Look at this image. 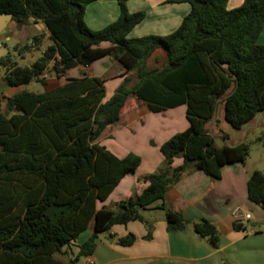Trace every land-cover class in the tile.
<instances>
[{
  "label": "trees",
  "instance_id": "1",
  "mask_svg": "<svg viewBox=\"0 0 264 264\" xmlns=\"http://www.w3.org/2000/svg\"><path fill=\"white\" fill-rule=\"evenodd\" d=\"M94 0H0V13L12 15L16 26L41 22L50 44L30 65L14 57L27 52L29 43L14 44L0 59L8 86H24L52 63L63 84L41 92L26 89L4 98L0 112V264H63L54 257L91 223L94 229L78 246L68 264L89 255L95 234L111 226L142 220L140 210L157 200L168 230L184 229L188 222L163 201L167 187L182 172L194 169L218 178L226 164L243 163L247 143L216 147L205 129L216 107L225 103L226 118L238 128L264 107V44L257 37L264 25V0H243L232 9L227 0H164L188 3L189 12L169 34L128 37L144 12H129L127 0H115L118 17L93 30L83 19L85 6ZM40 35H34L37 42ZM108 42L106 47H100ZM5 45V44H4ZM161 48L166 63L146 69L147 58ZM109 57L124 70L135 71L136 81L125 77L104 100L105 86L97 76L66 77L68 70ZM233 83L231 94L221 98ZM132 94L150 111L185 105L188 127L164 141L159 150L166 168L141 177L146 186L138 194L116 203L117 211L98 208L123 176L140 163L128 153L119 158L98 138L117 122ZM175 157L183 163L167 169ZM248 199L264 210V171L253 170L246 180ZM193 230L217 247L219 234L206 219ZM241 223H234L241 229ZM134 236L120 238L130 245Z\"/></svg>",
  "mask_w": 264,
  "mask_h": 264
},
{
  "label": "crops",
  "instance_id": "2",
  "mask_svg": "<svg viewBox=\"0 0 264 264\" xmlns=\"http://www.w3.org/2000/svg\"><path fill=\"white\" fill-rule=\"evenodd\" d=\"M242 1L227 0L226 7L232 9ZM126 7L129 12H144L143 19L129 31L127 36L131 38L169 34L190 10L188 3L165 4L164 0H127ZM118 14L115 0H94L85 6L83 19L89 28L97 30L113 22ZM40 26L44 25L41 23ZM257 41L264 44V37L259 35ZM108 45V42H102L100 47ZM166 61L164 51L157 48L147 58L145 66L146 69L161 68ZM81 74L103 80L104 100L125 77L131 82L136 81L135 71L122 69L109 57L70 69L66 77ZM2 75L0 73V100L25 89L23 86H8ZM61 77L65 79V76L55 77L54 86L63 84L65 80L58 83ZM180 106L185 109L184 105H179L153 112L134 95L128 96L117 122L105 127L97 141L119 158L128 153L139 156L140 163L134 172L122 177L103 202H98V208L117 211L116 203L140 193L146 186L141 177L166 168L159 146L188 127L185 111H171ZM181 164L182 158L175 157L167 169L171 171ZM255 169L247 167L246 163L226 164L216 178L189 165L180 178L167 187L163 199L172 211L188 222L184 229H167L164 211L159 208L162 200H157L140 210L141 221L113 225L108 231L95 234L92 252L79 257L76 264H264V210L251 202L246 194L248 173ZM235 208L250 214L244 223L241 222V229L234 228L232 212ZM201 219L216 227L219 234L217 247H212L206 237L193 230L191 225ZM92 234L94 229L90 223L54 257L68 264L77 254L78 246ZM129 234L134 236L133 242L120 244V238Z\"/></svg>",
  "mask_w": 264,
  "mask_h": 264
},
{
  "label": "rangeland",
  "instance_id": "3",
  "mask_svg": "<svg viewBox=\"0 0 264 264\" xmlns=\"http://www.w3.org/2000/svg\"><path fill=\"white\" fill-rule=\"evenodd\" d=\"M40 24L41 22H34L30 20L27 25L16 26L14 22H9L5 33V37L8 38L6 41H4L3 44H5L10 50L12 49L14 44H23L30 42L31 45L30 49L27 52H24L20 56H18L17 54L14 55L16 62L19 65H30L37 57L41 55L43 49L48 44H50L49 34L45 27L40 26ZM34 35H40L37 42H32L31 40ZM259 35L260 37H264V25ZM0 45H2V43ZM102 67H106V65H103ZM0 73H3V68H0ZM40 79L41 80H32L23 87L31 92H41L45 88L54 86L55 73L52 70V63H49L47 70H45V72L40 76ZM64 80L65 79L63 77L58 78V83L60 84ZM2 100H0V102ZM3 105H0L1 113H5V107ZM171 111H185V109L183 106H180L179 108L172 109ZM244 142L247 143L249 149L248 156L243 163H246L247 167H250L252 169L254 167L256 168V170L264 171V126H260L250 132L245 137ZM250 173L251 172L248 173V177Z\"/></svg>",
  "mask_w": 264,
  "mask_h": 264
},
{
  "label": "water",
  "instance_id": "4",
  "mask_svg": "<svg viewBox=\"0 0 264 264\" xmlns=\"http://www.w3.org/2000/svg\"><path fill=\"white\" fill-rule=\"evenodd\" d=\"M12 15L7 12L0 13V41H6L5 37L7 26L11 21ZM8 53V47L4 44L0 45V59ZM233 83H231L221 98L217 101L227 98L232 91ZM264 126V107L258 109L254 114L241 125L236 128L227 118L225 111V103L219 104L210 121L205 123L207 129L213 136V143L216 147L222 146L233 147L242 142L245 137L256 128Z\"/></svg>",
  "mask_w": 264,
  "mask_h": 264
},
{
  "label": "built area",
  "instance_id": "5",
  "mask_svg": "<svg viewBox=\"0 0 264 264\" xmlns=\"http://www.w3.org/2000/svg\"><path fill=\"white\" fill-rule=\"evenodd\" d=\"M232 216L235 223H244L250 217V214L242 211L239 208H235L232 212ZM248 231L253 232L252 229H249Z\"/></svg>",
  "mask_w": 264,
  "mask_h": 264
},
{
  "label": "flooded vegetation",
  "instance_id": "6",
  "mask_svg": "<svg viewBox=\"0 0 264 264\" xmlns=\"http://www.w3.org/2000/svg\"><path fill=\"white\" fill-rule=\"evenodd\" d=\"M1 43L3 44V43H4V41H0V44H1Z\"/></svg>",
  "mask_w": 264,
  "mask_h": 264
}]
</instances>
